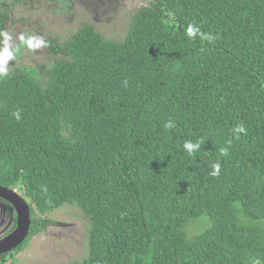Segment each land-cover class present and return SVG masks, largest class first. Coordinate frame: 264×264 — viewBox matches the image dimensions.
<instances>
[{
  "label": "trees",
  "instance_id": "1",
  "mask_svg": "<svg viewBox=\"0 0 264 264\" xmlns=\"http://www.w3.org/2000/svg\"><path fill=\"white\" fill-rule=\"evenodd\" d=\"M50 54L0 76V186L28 202V236L77 205L82 264H264V0H152L123 42L84 26Z\"/></svg>",
  "mask_w": 264,
  "mask_h": 264
},
{
  "label": "rangeland",
  "instance_id": "2",
  "mask_svg": "<svg viewBox=\"0 0 264 264\" xmlns=\"http://www.w3.org/2000/svg\"><path fill=\"white\" fill-rule=\"evenodd\" d=\"M152 0H25L12 3L0 0V8H11L5 33L10 37L8 47L14 51L13 61L48 68L51 51L84 27H92L103 40L121 43L135 14ZM36 36L47 47L28 49L18 37ZM4 46V45H3ZM242 216V215H241ZM243 217V216H242ZM51 220L46 233L28 236L24 247L8 264H82L88 252L89 224L77 205H64L45 216ZM264 228V222H257ZM211 222L202 217L189 222L188 238L209 229ZM261 264V263H253Z\"/></svg>",
  "mask_w": 264,
  "mask_h": 264
},
{
  "label": "clouds",
  "instance_id": "3",
  "mask_svg": "<svg viewBox=\"0 0 264 264\" xmlns=\"http://www.w3.org/2000/svg\"><path fill=\"white\" fill-rule=\"evenodd\" d=\"M199 28L197 26H194L192 24H189L187 26L186 29V34L189 37H195L197 36V34H199ZM10 37L8 36L7 33H0V43H2L4 46L2 48H0V76L6 75L7 74V69L5 67V65L7 64V62L13 58L14 55V51H17L18 49H13L10 50L8 47V41H9ZM19 41H20V45L24 46L28 49H39L41 47H47V42L44 41L42 38L40 37H36V36H29V37H25L23 34H21L18 37ZM127 82H125V86H126ZM16 116L17 119H19V113H15L14 114ZM166 128H172L174 127V124L169 121L166 125ZM235 131L238 133H244L246 130L243 127V125H238L235 128ZM200 146L199 143L193 144L192 142H186L184 144V148L187 150V152L191 155L196 149H198ZM221 152L223 155H227V150L226 149H221ZM213 170L211 172L212 176H216L219 175L220 173V165L219 163H216L212 166Z\"/></svg>",
  "mask_w": 264,
  "mask_h": 264
},
{
  "label": "water",
  "instance_id": "4",
  "mask_svg": "<svg viewBox=\"0 0 264 264\" xmlns=\"http://www.w3.org/2000/svg\"><path fill=\"white\" fill-rule=\"evenodd\" d=\"M0 198L12 204L16 212V226L14 230L0 239V256L18 248L29 234L31 219L28 202L17 190L0 186Z\"/></svg>",
  "mask_w": 264,
  "mask_h": 264
},
{
  "label": "flooded vegetation",
  "instance_id": "5",
  "mask_svg": "<svg viewBox=\"0 0 264 264\" xmlns=\"http://www.w3.org/2000/svg\"><path fill=\"white\" fill-rule=\"evenodd\" d=\"M15 226L16 212L12 204L3 198H0V239L10 234ZM13 256V250L1 255L0 264H8L11 262Z\"/></svg>",
  "mask_w": 264,
  "mask_h": 264
}]
</instances>
